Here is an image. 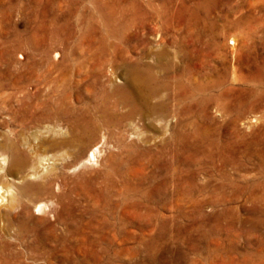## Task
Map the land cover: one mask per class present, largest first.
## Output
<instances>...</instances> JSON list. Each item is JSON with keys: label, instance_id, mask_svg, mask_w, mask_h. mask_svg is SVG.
Wrapping results in <instances>:
<instances>
[{"label": "rangeland", "instance_id": "1", "mask_svg": "<svg viewBox=\"0 0 264 264\" xmlns=\"http://www.w3.org/2000/svg\"><path fill=\"white\" fill-rule=\"evenodd\" d=\"M140 62L169 86L168 116L131 111ZM53 110L64 120L47 121ZM81 118L101 126L94 143L5 178L17 201L57 173L23 197L56 230L47 215L18 240L0 220V252L22 254L16 264H264V0H0V141L38 146Z\"/></svg>", "mask_w": 264, "mask_h": 264}, {"label": "bare ground", "instance_id": "2", "mask_svg": "<svg viewBox=\"0 0 264 264\" xmlns=\"http://www.w3.org/2000/svg\"><path fill=\"white\" fill-rule=\"evenodd\" d=\"M168 54L165 51L160 53V55L162 56L164 55V57ZM161 65H162L161 69L164 72L169 73V70L172 69V65L168 62ZM152 70L153 69L151 68V66L149 65L143 66V64L142 67L136 66L132 68L133 77L131 78V80H129V83L133 90L136 103H133L132 109L131 108L130 109L133 113L138 112L139 115L146 117L152 115L165 117V115L169 114L170 107H168L169 105L167 106V104L165 103L164 95H162V93L169 90V86L165 82L159 80V78L153 73ZM170 99L171 102L174 103L172 104L171 111L175 112L174 108L177 106L176 105L177 96L173 94V96H171ZM45 118L47 121L56 120L57 122V121H63L65 116H62V114L59 111L53 110L50 111L49 114L45 115ZM66 124H67V131L65 130L62 131L63 130L62 128H61L62 130L58 129L59 130L57 132L58 138L50 142L44 141L38 146L29 144L26 138L20 136L19 138L17 137V139L8 137V138H4L3 141H0V171H1L0 181L3 184L2 187H0V206H6V208H8V212L0 216V220L4 222L3 224H5L7 228L6 230L10 232H14L15 234L14 237H16L15 239L18 240L26 239L27 241L29 238V234L31 233L30 224L37 225L42 223V221L46 219L45 217L47 215L51 216L50 222L48 223V227L51 229V231L56 230L55 229L56 225L52 223V221L53 222L55 221L54 220L55 218L51 214L50 209L43 203L36 205L34 210L37 212V214L41 215L42 217H35L34 214L29 213L27 206L24 204L23 197L26 195L27 192L30 191H35L40 194L46 193L48 189V184L53 183L55 180H59V176L57 175V173L54 172L48 178L46 177L47 180L46 183L44 182L38 184H33L28 182L25 183L21 187L20 190L21 195L17 201L14 200L15 197L12 192V185L7 180H5V178L11 176L12 172L16 173V171L17 172L26 171L27 174L24 175V177L26 178L33 175H37L40 172L48 169L51 170L54 169L56 166H59L58 164L65 162L69 150L75 148H82L83 151V149H85L87 146L94 143L97 133H99L98 131L101 129V126L96 120L95 121L84 120L81 118L79 120L66 121ZM49 150L50 152L53 151L55 153L48 156ZM95 154H96V150L94 151L92 150L87 161H94ZM13 211H15L14 214H12ZM3 244H5L3 246L4 250L8 249L9 251H11L9 243L5 242ZM30 252H31L30 258L36 261L35 260V258L37 257L35 255L36 252L35 251H30ZM21 258H22V254L20 253L11 252L10 254L9 253L5 254L4 252H0V264H16V262H19V259Z\"/></svg>", "mask_w": 264, "mask_h": 264}]
</instances>
